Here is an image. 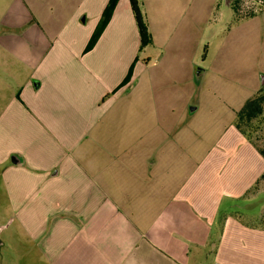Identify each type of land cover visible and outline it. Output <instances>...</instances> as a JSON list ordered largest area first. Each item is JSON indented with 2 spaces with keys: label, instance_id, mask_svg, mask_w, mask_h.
Listing matches in <instances>:
<instances>
[{
  "label": "crops",
  "instance_id": "crops-1",
  "mask_svg": "<svg viewBox=\"0 0 264 264\" xmlns=\"http://www.w3.org/2000/svg\"><path fill=\"white\" fill-rule=\"evenodd\" d=\"M108 1L15 0L3 21L2 43L32 70L25 92L44 112L33 122L57 127V150L10 156L18 162L5 185L8 214L0 207V264H264L261 219L236 210L264 180V157L232 125L264 75L240 107L207 105L220 116L214 126L195 118L192 44L160 33L185 30L188 18L177 0H155L147 20L160 54L105 117L83 121L98 88L111 89L108 46L97 53L120 4L87 49ZM91 14L100 18L84 26Z\"/></svg>",
  "mask_w": 264,
  "mask_h": 264
},
{
  "label": "rangeland",
  "instance_id": "rangeland-1",
  "mask_svg": "<svg viewBox=\"0 0 264 264\" xmlns=\"http://www.w3.org/2000/svg\"><path fill=\"white\" fill-rule=\"evenodd\" d=\"M133 1L140 3L143 23L152 38L154 24L152 20L149 27L147 18L152 19L154 15L155 0H118L117 4L121 6L119 17L122 18L116 21V25L108 27L107 34L102 39L107 24L97 39H102L97 54L101 55L107 45L108 55L112 57V62L108 63L105 70L107 79L103 82L104 86L108 85L111 89L109 92H103L104 88H98V103L88 112L87 117L84 116L87 112H81L80 118H83V121L86 118L97 121L105 117L111 100L124 96L131 88L138 86L140 75L145 69V60H155L160 54L157 37L156 43L152 41L151 44L141 46ZM14 3L15 0H0V35L8 29L7 23L3 21L9 16V8ZM126 5L129 6L128 11L125 9ZM176 5L181 10L178 16L188 18L186 29L180 25L176 31L160 30V33L164 40H190L194 55L192 103L195 107L199 106L194 115L195 118H207L212 127L220 116L214 112L207 113V105L220 103L238 108L243 105L241 99L261 85V76L264 75V0H177ZM114 12L115 9L113 14ZM251 14L254 15L247 17ZM99 18L100 14L94 17L91 14L83 25H93L91 20L97 21ZM117 25L121 26L117 28ZM2 41L0 39V207L7 210L8 214L5 185L11 184V172L8 170L15 166L10 156L16 152L29 153L47 149L51 153L56 152L57 145L53 142L56 133L53 130L57 127L49 126L40 118L39 122H33V119L36 120V117H40L44 112L33 108L27 98L33 95L25 92L31 77V67L12 58ZM128 75L129 80L124 85L123 82L119 83L122 77L124 81ZM41 98L40 92L39 102ZM120 101L121 99L117 102ZM237 111L235 110L233 127ZM257 123L260 129L256 136L262 145L264 115ZM31 136H37V141L30 140ZM243 199L244 201L237 204L236 210L242 211L249 221L257 219L258 222L261 219V224L264 225V180L257 183Z\"/></svg>",
  "mask_w": 264,
  "mask_h": 264
},
{
  "label": "trees",
  "instance_id": "trees-1",
  "mask_svg": "<svg viewBox=\"0 0 264 264\" xmlns=\"http://www.w3.org/2000/svg\"><path fill=\"white\" fill-rule=\"evenodd\" d=\"M118 0H109L106 7L103 10V14L98 24L96 30L92 34L90 41L87 45V49H91L95 43L99 35L104 30L105 26L110 21L113 11L116 7ZM133 8L135 10L137 20H138V27L141 36V46H144L148 43H151V35L148 34L145 24L142 20V12L140 3L133 1ZM235 10L237 11L236 5H234ZM254 14L247 15L253 16ZM129 75L123 81L122 85H124L129 80ZM264 115V85L262 88L251 98H249L243 107L237 112L235 126L236 128L248 139L250 140L261 155L264 157V144H259V139L256 136L258 130L260 129L257 121L260 117ZM264 177V173L262 175Z\"/></svg>",
  "mask_w": 264,
  "mask_h": 264
},
{
  "label": "water",
  "instance_id": "water-1",
  "mask_svg": "<svg viewBox=\"0 0 264 264\" xmlns=\"http://www.w3.org/2000/svg\"><path fill=\"white\" fill-rule=\"evenodd\" d=\"M262 82L264 83V77L262 78ZM12 161L13 162H18V158H17V156H12Z\"/></svg>",
  "mask_w": 264,
  "mask_h": 264
}]
</instances>
